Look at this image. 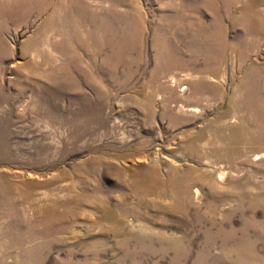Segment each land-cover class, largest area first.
<instances>
[{
    "label": "rangeland",
    "instance_id": "374dc122",
    "mask_svg": "<svg viewBox=\"0 0 264 264\" xmlns=\"http://www.w3.org/2000/svg\"><path fill=\"white\" fill-rule=\"evenodd\" d=\"M3 1L0 264H264V0Z\"/></svg>",
    "mask_w": 264,
    "mask_h": 264
},
{
    "label": "bare ground",
    "instance_id": "6f19581e",
    "mask_svg": "<svg viewBox=\"0 0 264 264\" xmlns=\"http://www.w3.org/2000/svg\"><path fill=\"white\" fill-rule=\"evenodd\" d=\"M43 0H33V2H30L29 0L27 1V0H10V1H7V0H5V1H3L4 2V5H5V7H6V9H8V10H13V9H20L21 11H23V12H25L24 13V19H25V17H26V14L28 13V11L30 10V9H32V8H35L37 5H39L40 6V4H41V2H42ZM203 1H209V0H203ZM224 3V2H223ZM228 4V3H227ZM20 6V7H19ZM83 6H85V4L83 5ZM228 6V5H227ZM70 7V6H69ZM85 9H87V8H82V11H85ZM77 11V10H76ZM132 11V10H131ZM86 12V11H85ZM263 14V13H262ZM97 16V15H96ZM91 18V22L93 23V21H95V20H93V18H92V16H90ZM107 18V17H106ZM117 19V18H116ZM70 20H71V18H70V16L66 13V12H60V13H56V12H52V17H51V22H52V26H53V29L52 30H54L55 32L54 33H60V34H62V35H66L67 34V29H68V27L69 26H73L72 28H73V31L76 29L77 30V22H74V23H72V22H70ZM108 20V19H107ZM97 21V20H96ZM100 21V20H99ZM118 21V20H117ZM126 22V21H125ZM108 23V22H107ZM116 23V22H115ZM118 23V22H117ZM85 24V23H84ZM46 25H47V23H46ZM87 25V24H86ZM107 25V24H106ZM127 25V24H126ZM90 27V26H89ZM102 25H97L96 26V30H101L102 29ZM79 28V27H78ZM104 28H106V27H104ZM264 28V27H263ZM51 29V28H50ZM111 29V28H110ZM217 29H218V26H217ZM70 31V30H69ZM124 31V30H123ZM199 31H201V32H203V33H205V31H206V27L205 28H200L199 29ZM111 33V32H110ZM122 33V32H121ZM207 33V32H206ZM72 37V36H71ZM71 40V39H70ZM73 41V40H72ZM221 40H220V42H219V48H215L216 50H220V46H221ZM110 44L112 45L113 43L112 42H110ZM110 44H109V46H110ZM122 43H120V45H121ZM167 47V46H166ZM171 48H167L166 49V53L165 54H163V55H165V56H167V60H166V62L164 63V64H161L162 66H161V68H160V72H161V74H165L167 71H168V69H170V68H175L176 66H180V65H182L181 64V61L178 59V57L176 56V54L174 53V56H172V54H169V50H170ZM173 49V48H172ZM173 53V52H172ZM163 57V56H162ZM164 58V57H163ZM166 58V57H165ZM161 60H162V58H161ZM164 60V59H163ZM184 62V61H183ZM183 65H184V63H183ZM207 66V65H206ZM61 69H63V68H61ZM63 71H64V69H63ZM65 72V71H64ZM68 73V72H67ZM56 74V73H55ZM54 76V75H53ZM56 76H59V75H55V77ZM251 94H253V92L251 93ZM189 186V185H188ZM62 202V201H61ZM59 204V203H58ZM53 214V213H52ZM46 233V232H45Z\"/></svg>",
    "mask_w": 264,
    "mask_h": 264
}]
</instances>
